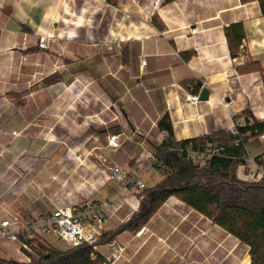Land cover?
Masks as SVG:
<instances>
[{"label": "crops", "instance_id": "crops-1", "mask_svg": "<svg viewBox=\"0 0 264 264\" xmlns=\"http://www.w3.org/2000/svg\"><path fill=\"white\" fill-rule=\"evenodd\" d=\"M234 24L244 35L232 57L225 30ZM42 35L54 39L47 49ZM203 89L207 100L183 104ZM164 115L177 142L232 134L249 117L264 123L258 1L0 0V217L107 199L105 233L116 231L140 203L106 168H153L147 189L160 182L149 154ZM244 150L236 177L260 180L248 161H264V138ZM113 242L124 248L115 264H251L247 245L174 196Z\"/></svg>", "mask_w": 264, "mask_h": 264}, {"label": "trees", "instance_id": "trees-1", "mask_svg": "<svg viewBox=\"0 0 264 264\" xmlns=\"http://www.w3.org/2000/svg\"><path fill=\"white\" fill-rule=\"evenodd\" d=\"M256 1L264 15V0ZM225 35L230 55L234 57L244 35L242 25H231L226 28ZM190 55L191 53L184 54L183 57L187 59ZM158 129L165 132V136L161 144L153 147V155L159 164L156 169L162 174V180L147 189L138 213L116 231L103 233L98 244L112 242L121 231L139 228L167 198L174 196L247 245L251 264H264V175L256 182H246L236 177V168L246 156V141L253 137L255 130L264 133V123L255 122L250 127H238V134L245 135L242 139L233 134H221L215 138L203 137L177 142L173 139L167 115L159 120ZM207 141H212L215 147H221L222 150L204 166L185 161L177 152L189 144L194 148H201ZM256 161L264 164L260 158H256ZM91 253L92 249L87 245L60 251L44 242H38L29 264L104 263L103 257L97 255L92 258ZM0 264L20 263L0 258Z\"/></svg>", "mask_w": 264, "mask_h": 264}, {"label": "built area", "instance_id": "built-area-1", "mask_svg": "<svg viewBox=\"0 0 264 264\" xmlns=\"http://www.w3.org/2000/svg\"><path fill=\"white\" fill-rule=\"evenodd\" d=\"M196 28L191 29V34H196ZM53 41L46 35L38 38L37 46L39 49H47L48 41ZM144 63V61H141ZM199 102V94H187L184 96L183 104L195 106ZM228 105V104H226ZM255 124L252 117L244 127H250ZM237 126L232 134L240 139L245 135L238 134ZM15 134V133H14ZM254 138L261 140L264 133L254 131ZM238 143V142H237ZM107 146L114 150L120 146V137L111 135L108 138ZM221 147H215L212 141H207L201 148H194L192 144L185 148L178 149L177 152L185 161L197 166H204L213 157L218 156ZM150 166L157 167L159 164L153 154H149ZM249 164H254L261 172H264V164H257L255 160H249ZM109 172V178L117 182L121 191L132 195L138 203H141L147 192L144 182V169L139 166H132L128 169H122L117 166L106 168ZM246 179L251 182L259 181L257 174L249 172ZM111 200H103L101 204L95 202L75 203L68 206L54 207L49 211L38 215H20L17 213L6 212L0 217V251L6 254L10 259L20 263L29 264L34 256V249L38 242H44L47 237H53L69 248H76L82 245L91 247L92 258L100 255L105 263H113L112 260L119 258L124 248L115 242H110L104 247L108 255L105 256L98 244L100 236L106 231L108 215L106 210L110 207ZM146 230L142 227L137 235H141ZM112 261V262H111Z\"/></svg>", "mask_w": 264, "mask_h": 264}, {"label": "rangeland", "instance_id": "rangeland-1", "mask_svg": "<svg viewBox=\"0 0 264 264\" xmlns=\"http://www.w3.org/2000/svg\"><path fill=\"white\" fill-rule=\"evenodd\" d=\"M143 177H144V181H145L146 184H152L153 181H155V180L158 179V174H157V172L153 168H150L149 170H147V171L144 172ZM152 177L154 179H152ZM44 244L51 245L52 247H54L55 249L60 250V251H64L66 249H69V247H67L66 245H64L63 243H61L60 241H58L57 239H55L53 237H47L44 240ZM105 245H101L102 247L99 248V251H101L105 256H107L108 253L106 251V248H104ZM0 258L10 259L2 251H0ZM112 261H113V263H107V262L105 263V260H104V263L103 264H115L116 261H117V259L112 260Z\"/></svg>", "mask_w": 264, "mask_h": 264}, {"label": "water", "instance_id": "water-1", "mask_svg": "<svg viewBox=\"0 0 264 264\" xmlns=\"http://www.w3.org/2000/svg\"><path fill=\"white\" fill-rule=\"evenodd\" d=\"M198 87H201V83H197ZM209 95V91L206 89L201 90L200 94H199V100H207Z\"/></svg>", "mask_w": 264, "mask_h": 264}]
</instances>
